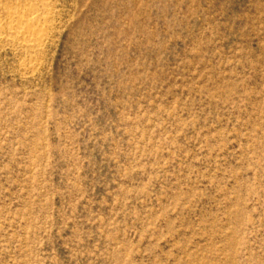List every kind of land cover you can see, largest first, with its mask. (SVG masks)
<instances>
[{
  "label": "rangeland",
  "instance_id": "374dc122",
  "mask_svg": "<svg viewBox=\"0 0 264 264\" xmlns=\"http://www.w3.org/2000/svg\"><path fill=\"white\" fill-rule=\"evenodd\" d=\"M30 7L37 48L2 30ZM0 27V264H264V0H0Z\"/></svg>",
  "mask_w": 264,
  "mask_h": 264
},
{
  "label": "bare ground",
  "instance_id": "6f19581e",
  "mask_svg": "<svg viewBox=\"0 0 264 264\" xmlns=\"http://www.w3.org/2000/svg\"><path fill=\"white\" fill-rule=\"evenodd\" d=\"M30 8L31 9L28 10L26 9L27 11L25 10L26 11L25 14H19V13L15 14V12H13L15 16L13 17L12 20L10 19L11 22L7 25V27L2 24L3 25L2 30L5 29L6 35L8 34L10 37H16L18 41H20L21 45L23 44L25 46L37 48L40 47L38 45L41 44V42L45 38H47L46 33H49L47 31L48 27H46V23H45L47 19L46 18L41 19L42 17L40 18L39 15H37L36 9H34L33 7ZM48 15L50 16V13H48ZM14 39L12 41H15Z\"/></svg>",
  "mask_w": 264,
  "mask_h": 264
}]
</instances>
